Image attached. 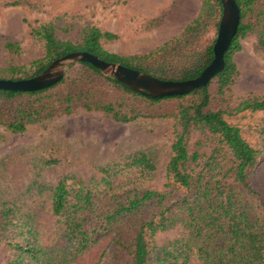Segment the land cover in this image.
I'll return each mask as SVG.
<instances>
[{"label": "trees", "instance_id": "trees-1", "mask_svg": "<svg viewBox=\"0 0 264 264\" xmlns=\"http://www.w3.org/2000/svg\"><path fill=\"white\" fill-rule=\"evenodd\" d=\"M235 3L239 24L223 54L222 70L185 95L148 98L87 63L69 67L58 83L42 90H0V129L12 134L76 111L100 113L121 124L166 120L171 130L161 190L115 186L108 168L100 169L96 183H74L71 176L56 181L49 211L60 224L63 246L43 242L17 207L0 201V264H69L106 236L103 264H189L191 257L198 264H264V203L252 186L264 158V96L229 97L240 40L254 35L256 49L264 52V0ZM220 13L219 0H204L175 37L127 56L105 51L102 45L116 36L93 26L51 21L31 26L28 37L37 55L25 56L18 42L4 41L0 79L34 77L71 52H86L160 80L192 79L212 60L215 38L206 35L212 30L216 36ZM192 135L196 138L190 143ZM124 165L142 181L155 170L146 151L127 157ZM174 228L176 240L154 245L158 234Z\"/></svg>", "mask_w": 264, "mask_h": 264}, {"label": "rangeland", "instance_id": "rangeland-1", "mask_svg": "<svg viewBox=\"0 0 264 264\" xmlns=\"http://www.w3.org/2000/svg\"><path fill=\"white\" fill-rule=\"evenodd\" d=\"M203 1L0 0V66L6 59L1 49L6 40L18 42L25 56L37 55L30 44L29 27L50 21L93 26L114 34L115 40L102 45L107 52L119 56L145 53L175 37L196 17ZM13 2L17 5H9ZM206 37L215 38L214 32L209 31ZM239 43L240 50L233 56L237 75L229 97L232 101L262 97L264 52L256 49L254 35ZM76 65L68 66L64 74ZM195 138L192 135L189 142ZM170 140V121L121 124L100 113L83 111L29 125L20 134L0 129V201L17 207L36 226L43 242L63 246L60 224L49 211L50 191L60 177L71 176L74 183H96L102 177L100 169L108 168L115 186L134 184L161 190ZM138 151H146L155 167L146 181L124 165L127 157ZM252 179L259 201L264 203V158ZM178 237V229H170L158 234L154 245L165 247ZM108 241L109 236L102 238L69 264L105 263L100 256L108 249ZM3 256L0 248V262ZM189 264L198 262L191 257Z\"/></svg>", "mask_w": 264, "mask_h": 264}, {"label": "water", "instance_id": "water-1", "mask_svg": "<svg viewBox=\"0 0 264 264\" xmlns=\"http://www.w3.org/2000/svg\"><path fill=\"white\" fill-rule=\"evenodd\" d=\"M221 13L212 45V60L198 76L183 80H160L148 74L106 63L86 52H71L53 60L40 74L20 80L0 79V90L31 92L48 88L60 81L65 69L77 63H87L100 74L114 79L131 91L152 99L181 96L204 87L223 68V54L229 47L239 24L235 0H219Z\"/></svg>", "mask_w": 264, "mask_h": 264}]
</instances>
